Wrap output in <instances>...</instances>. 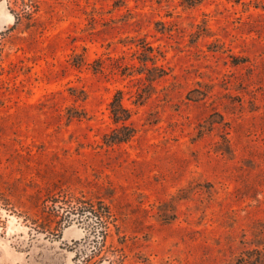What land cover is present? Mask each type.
I'll use <instances>...</instances> for the list:
<instances>
[{
  "label": "rangeland",
  "instance_id": "rangeland-1",
  "mask_svg": "<svg viewBox=\"0 0 264 264\" xmlns=\"http://www.w3.org/2000/svg\"><path fill=\"white\" fill-rule=\"evenodd\" d=\"M66 192L118 218L95 264H264V0H0V264L74 263Z\"/></svg>",
  "mask_w": 264,
  "mask_h": 264
},
{
  "label": "trees",
  "instance_id": "trees-1",
  "mask_svg": "<svg viewBox=\"0 0 264 264\" xmlns=\"http://www.w3.org/2000/svg\"><path fill=\"white\" fill-rule=\"evenodd\" d=\"M148 58L152 57H145L144 60ZM111 108L114 121L118 126L111 133L104 135L103 139L107 145L128 141L136 131L135 127L127 122L131 117V111L123 104L120 92L111 101ZM82 114L83 112H79L76 116H82ZM41 214L45 220L50 223L57 222L61 227L78 223L84 228L85 236L77 242L73 264H95L102 258L104 256L102 246L108 236L113 235L112 225L115 227L116 234L119 235V242H124L115 212L101 197L84 199L68 192L59 197L51 196L43 202ZM49 222L47 226H51ZM120 249L119 255L115 254V257L111 259L114 264L120 262L124 256L123 249Z\"/></svg>",
  "mask_w": 264,
  "mask_h": 264
}]
</instances>
